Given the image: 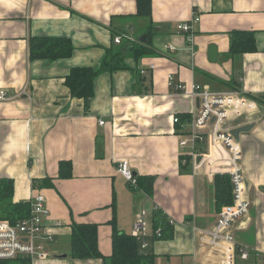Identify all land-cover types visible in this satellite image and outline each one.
Listing matches in <instances>:
<instances>
[{"label": "crops", "instance_id": "1", "mask_svg": "<svg viewBox=\"0 0 264 264\" xmlns=\"http://www.w3.org/2000/svg\"><path fill=\"white\" fill-rule=\"evenodd\" d=\"M194 12L199 20L191 32L178 31ZM238 30L253 32V51L229 52ZM44 36L68 38L72 52L29 59V39ZM137 41L150 52L100 72L85 113L83 99L65 83L71 68L98 69L107 54ZM168 75L181 91L168 85ZM196 83L239 90L255 102L251 115L223 127L252 124L237 140L250 207L230 231L236 243L264 253V0H150L149 16L137 13L136 0H0V89L9 97L0 100V179L12 180L13 202L40 193L48 210L50 257L30 264H105L69 257L72 223L95 224L97 248L109 256L113 230L132 235L137 219L145 231L134 237L141 251L153 254V264H220L198 234L221 209L213 176L226 174V163L217 161L206 138L197 146L203 154L190 157L185 169L180 165V140L198 109ZM62 161L69 177L58 176ZM120 161L134 184L117 171ZM155 210L171 222L169 237L153 236ZM237 259L251 264L253 256Z\"/></svg>", "mask_w": 264, "mask_h": 264}, {"label": "built area", "instance_id": "2", "mask_svg": "<svg viewBox=\"0 0 264 264\" xmlns=\"http://www.w3.org/2000/svg\"><path fill=\"white\" fill-rule=\"evenodd\" d=\"M198 20L199 17L194 12L191 20L179 24L177 29L180 32L189 33L192 30V24ZM190 36H188L189 39ZM114 42L119 44L121 37L116 36ZM150 69H153L152 65ZM167 83L175 91L183 89L182 84L173 82L172 76H167ZM192 95L198 99V109L195 115L187 119L189 129L180 140V146L185 149L181 155H189L195 160L197 155L203 154L200 153L198 144L205 142L207 138L211 148L218 155L217 161L226 163L224 172L230 179L232 198L231 203L221 207L213 226L199 232L198 241L218 255L220 264H236L237 258L247 261L249 256H253L251 264H264L263 252L236 243L230 231L231 224L248 213L250 202L247 198V183L240 163L241 147L229 133L228 128L223 127L229 120L251 115L255 110V102L245 96L242 91L234 89L216 91L208 85L198 83L193 84ZM6 98H9L6 90L0 89V100ZM173 121L180 122L178 117H174ZM206 129L208 131L204 132ZM222 147L226 150V155L220 153ZM185 163L186 160L183 159L182 164ZM212 164H216V161H209V169L213 171ZM117 171L131 184L136 182L126 161H120L117 164ZM209 173L212 174L211 171ZM47 213L44 196L36 193L30 201V213L27 218L15 224L0 220V260L50 257L44 243L51 241L43 221ZM143 225L142 220L137 219L133 223L132 235L137 236L144 232Z\"/></svg>", "mask_w": 264, "mask_h": 264}, {"label": "trees", "instance_id": "3", "mask_svg": "<svg viewBox=\"0 0 264 264\" xmlns=\"http://www.w3.org/2000/svg\"><path fill=\"white\" fill-rule=\"evenodd\" d=\"M137 13L142 16L150 15V0H136ZM29 59L56 60L70 55L73 46L68 38L64 37H31L29 39ZM255 49L253 32L235 31L229 46V52L242 53ZM149 47L143 42L128 43L107 54L98 69L91 67H74L65 78L73 97L83 99L84 112L88 111L89 100L92 97V81L102 71H112L125 67L123 60L126 56L137 57L148 54ZM109 53V52H108ZM189 155H180L181 169L189 163ZM185 159L186 163L182 164ZM68 162H60L59 177H69ZM216 204L218 208L231 203V184L227 174H214ZM12 180L0 179V220L15 224L26 218L30 213V201H12ZM171 222L165 215L155 210L152 215V231L155 238H165L171 235ZM97 226L95 224H78L73 222L69 241V257L73 258H102L105 264H153V254L145 253L138 247L137 239L131 235L120 232L116 228L112 234V251L109 256H103L97 248ZM159 229V234L156 231ZM22 264H30L26 258L19 259ZM4 264V261H0Z\"/></svg>", "mask_w": 264, "mask_h": 264}, {"label": "water", "instance_id": "4", "mask_svg": "<svg viewBox=\"0 0 264 264\" xmlns=\"http://www.w3.org/2000/svg\"><path fill=\"white\" fill-rule=\"evenodd\" d=\"M147 36H149V33H147V34L141 36V39H142V40H145V37H147ZM210 52H211V53H210ZM212 53L214 54V48H213V47H211L210 50H209V59L212 60V61H214L215 58H214V59L212 58V55H213ZM211 54H212V55H211ZM251 126H252V124H244V125H241V126H238V127H236V128H233V129L229 130V133H230V134H231L236 140H238V138H239V133H241V132H245V131L249 130V129L251 128ZM198 159H199V156H198L197 160H198Z\"/></svg>", "mask_w": 264, "mask_h": 264}, {"label": "rangeland", "instance_id": "5", "mask_svg": "<svg viewBox=\"0 0 264 264\" xmlns=\"http://www.w3.org/2000/svg\"><path fill=\"white\" fill-rule=\"evenodd\" d=\"M17 261H19V260H7V261H4V264H22V263L17 262ZM236 263L237 264H243V262L239 259H237Z\"/></svg>", "mask_w": 264, "mask_h": 264}, {"label": "bare ground", "instance_id": "6", "mask_svg": "<svg viewBox=\"0 0 264 264\" xmlns=\"http://www.w3.org/2000/svg\"><path fill=\"white\" fill-rule=\"evenodd\" d=\"M29 216V215H28ZM27 216V217H28ZM26 217V218H27ZM25 219V218H24ZM23 220V219H22ZM158 231V230H157ZM23 258H26V259H29L30 261H32L33 259H36V258H27V257H23ZM20 259H22V258H20ZM7 260H19V259H5V260H0V261H7Z\"/></svg>", "mask_w": 264, "mask_h": 264}]
</instances>
